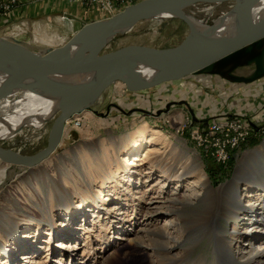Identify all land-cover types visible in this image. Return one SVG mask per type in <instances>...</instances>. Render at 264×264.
Segmentation results:
<instances>
[{
	"label": "rangeland",
	"instance_id": "374dc122",
	"mask_svg": "<svg viewBox=\"0 0 264 264\" xmlns=\"http://www.w3.org/2000/svg\"><path fill=\"white\" fill-rule=\"evenodd\" d=\"M210 5L214 6L211 12L206 9ZM230 5V1L197 3L187 12L211 24ZM93 13L92 8L69 0H22L7 14H0V35L18 38L10 33L13 24L19 23L18 33L34 37L36 42H26L36 50L55 47L80 28L77 18L98 20ZM189 30L180 17L149 18L116 34L104 50L130 43L172 46ZM50 37L60 40L51 44ZM263 78L234 82L219 74L197 73L140 91L127 90L121 82L111 85L95 105L97 111L80 113L82 123L77 127L66 126L62 142L49 158L9 179L0 189V264H216L224 255L220 241L210 232L215 228L226 234L234 230L233 221L228 226V216L240 198L233 186L217 187L230 176L214 183L223 177L218 176V169L208 170L211 166L207 162L214 164L212 158L187 139L188 133L183 135L182 129L178 132L179 121L184 119L182 123L189 128L206 116L260 110L264 106ZM259 101L262 105L257 104ZM135 107L157 113L133 110ZM188 116L192 117L191 124L186 121ZM55 117L41 128L23 126L11 138L0 139V145L25 154L38 151L47 145ZM183 142L204 163L184 149ZM259 149L263 155L264 145ZM8 165L0 160V168ZM261 185L260 189L242 183L244 205L250 199V206L256 201L264 203V181ZM187 192L199 196L188 203L178 200L174 207L161 203L169 195L182 198ZM150 201L163 206L151 230H172L176 219L184 229L183 233L172 230L173 236H183L178 241L167 240L169 259L159 255L151 236L142 230L148 227L144 218ZM250 238L235 245L232 254L238 262H243L240 257L251 248L247 244ZM258 239L264 244V235ZM241 245L245 248L238 251ZM254 246L253 251H257L258 246Z\"/></svg>",
	"mask_w": 264,
	"mask_h": 264
},
{
	"label": "water",
	"instance_id": "95a60500",
	"mask_svg": "<svg viewBox=\"0 0 264 264\" xmlns=\"http://www.w3.org/2000/svg\"><path fill=\"white\" fill-rule=\"evenodd\" d=\"M224 1H230L231 5L221 15L232 16L231 25L225 32L220 31L223 26L216 19L211 24L205 22L203 26L187 20L190 30L176 45L158 47L130 43L104 50V46L116 34L124 33L125 29H131L154 13L174 10L184 12L197 3L217 4ZM260 1L262 0H140L109 18L93 21L79 18L80 28L64 44L39 50L25 40L0 35V70L11 64L20 65L27 71V75L30 74L39 81L53 83L56 91L67 100L52 121L45 147L25 154L11 146L0 145V157L18 166L33 167L39 164L57 149L66 120L76 112L97 111L95 105L117 81L123 82L130 91H140L197 73L219 74L234 82H251L263 77L264 13L259 16L254 13ZM96 42L105 45L99 49L91 48V44ZM250 65L253 67L244 68ZM141 66L151 72L145 73ZM56 74L70 77L86 75L88 79L67 83L55 81L51 76ZM183 102L190 106L187 100ZM123 110L128 112L125 108ZM133 110L157 113L143 107H135ZM193 118L197 119L194 115ZM183 143L184 149L191 150L204 163L192 147ZM263 143L264 141L246 149L234 164L230 178L217 187L224 188L231 181H236L239 189L243 182L252 183V187L259 186L255 180H264V154L258 147ZM211 184L214 186L212 182ZM253 211L256 213L252 206L244 207V212L248 214Z\"/></svg>",
	"mask_w": 264,
	"mask_h": 264
},
{
	"label": "bare ground",
	"instance_id": "6f19581e",
	"mask_svg": "<svg viewBox=\"0 0 264 264\" xmlns=\"http://www.w3.org/2000/svg\"><path fill=\"white\" fill-rule=\"evenodd\" d=\"M213 8L214 6L210 5V7H207L206 9H208L207 11L211 12ZM254 13L257 16L262 15L264 13V0L260 1ZM158 17H165V18L180 17L186 22L188 20L192 22L193 24L195 23L200 26H203V24H205L206 22V20L204 22V19L201 20L195 17L193 14L188 13L187 11L180 12V11L174 10V11H168L164 13H154L152 17H150V19H154ZM77 19L79 21L78 23L81 25L80 19L79 18ZM216 20L221 21L223 27L220 28V31L225 32L226 30L229 29L231 25L232 16L230 14L225 15V16L221 15L218 18H216ZM129 30H130V27L125 29L124 33ZM58 39L59 37H50L48 40L52 41L50 42L52 44L54 41H57ZM109 41L107 42V44L109 43ZM104 45L105 44L96 42L94 44H91V48L99 49L101 48V46H104ZM140 68H142V70L145 73L151 72V70L147 69L144 66H141ZM27 74L28 73L24 69V67L20 65H14V64L6 66L4 69L0 70V139L11 138L14 134H16V132H18L23 126H26V125L35 126L36 128H41L48 120L54 118L56 114L60 111L61 107L64 106L67 102L66 98L63 97L62 94L56 91V87L54 86L53 83L50 84V82L46 80L39 81L38 79L31 76L30 74L29 75ZM51 77L55 81H64L67 83H78V81L80 82V80H82L83 78L88 79L86 75L85 76L84 75H81V76L74 75L73 77L72 76L70 77L64 74H56V75H52ZM117 82H121V81H117ZM121 83L124 84L123 82ZM86 111L87 110L82 111V112H86ZM82 112H76L71 117H69L67 119L68 122L66 120L67 123L65 125V128L68 125L72 127H77L78 125H81L82 120L80 121L81 122L80 124H76L75 122H71L70 119L73 118L74 116L77 117L76 120H78L79 118H82L83 114H80ZM249 112L253 114V111L249 110ZM262 112L263 110L254 111V113H261V114ZM65 128H64V131H65ZM64 131L62 132V136H61L62 139L64 136ZM62 139L60 143L62 142ZM260 141L263 142L264 139ZM249 144L250 142L246 143L245 148H244L245 150L248 149ZM263 145L264 143L258 148H262ZM261 151L263 152V150ZM0 160L6 164H9L7 167L0 168V189L5 187L9 179H13L16 176L18 177L19 174H22L21 173L22 171L33 170L35 167L40 166L44 161L42 160L39 164H36L33 167H27V166H18L14 163L4 161L1 157H0ZM232 161L233 159L230 160V164H232ZM231 171L232 170L228 171L227 169L222 170L221 168H218L217 174L222 173L224 178H228L231 174ZM262 182H258V180H255V183H259L260 187L257 186L254 188L261 189L263 187L261 185ZM247 184H249L250 186H253L252 183H247ZM230 186H233L235 188L234 191L238 193L237 199L239 200L240 198L241 202L239 200L237 204L236 202L233 203L234 207L232 209V213H230V215L228 216L229 225L231 224V221H233L232 223L235 225L234 230L232 232H230L229 234H226L224 232L222 233L217 228L211 230L210 232L213 238L216 237L217 242L220 241L221 252L224 255V258L218 259L216 264H223V263L224 264L225 263L227 264H264V244L258 243V240H259L258 238L264 235V203L255 200L256 202L252 205V207L256 209V213L255 211H253L252 213L248 214L247 212H244V207H251L249 204H251L252 199L249 200L250 203L248 205H244V202H243L244 198L242 196V191L244 188L239 189L236 181H231L225 187L229 188ZM194 196L198 197L199 195H197V192H193V193L187 192L183 195L182 198L172 197L171 195H169L168 199H165V201H162L161 203L162 205H165V206L166 204L172 203L174 207L176 206L174 203H177L178 200L181 202H187V203L192 202ZM161 203L156 202V201H152V202L150 201V205L149 207H147V214H145V218H144V221L147 222L146 224L148 225V227H145L142 230L146 229L147 235L149 234L151 236L149 238L155 242V247H157L158 250L160 251L159 255L163 256L165 259H169L168 256L170 254L165 252L167 249L170 248V246L167 244V240L170 238H173V240L178 241L181 238L182 234L179 233L180 234L179 237L173 236L174 232L172 230H175V232L177 231V232L183 233L184 229L181 226V222L180 221L178 222V219H176L175 222H172V230H168L166 228H159V229L151 230V226L154 222L155 215L158 214L159 209L162 210L163 208V206H161ZM66 208L68 209L69 206L67 205ZM243 238H247V239L250 238L249 243L247 244H249L251 248L247 250L245 255L240 257L241 259H243V262L242 261L238 262L237 257L234 256L232 253L234 252L236 248L235 245L239 244ZM217 242L215 243V250L216 252L218 251L219 253L220 252V250L218 249L219 244ZM254 245L258 246L257 251H253L255 249ZM244 248H245L244 245L243 246L241 245L238 251ZM219 258L221 257L219 256Z\"/></svg>",
	"mask_w": 264,
	"mask_h": 264
},
{
	"label": "built area",
	"instance_id": "2783aa9c",
	"mask_svg": "<svg viewBox=\"0 0 264 264\" xmlns=\"http://www.w3.org/2000/svg\"><path fill=\"white\" fill-rule=\"evenodd\" d=\"M22 0H0V14H7L14 9ZM79 2L83 7L92 8L93 14L98 19L112 16L126 6L135 4L139 0H69ZM261 113H251L249 111L225 112L216 116H206L200 119V123L189 128L182 121H179L178 132L182 129V134L187 132V139L193 141L203 152L204 155L211 157L214 164L222 170H232L233 161L237 160L239 153L245 148L246 143L251 138L264 139V106L260 109ZM155 112L154 110H152ZM203 118V117H202ZM71 118V122L80 124L81 119ZM194 119V118H193ZM207 120V125L202 121ZM186 121L191 124L192 117L188 116ZM182 124V126H181ZM189 130V131H188ZM258 131V132H256ZM256 132V134H255ZM258 133V135H257ZM230 164V160H232ZM219 164V166H218ZM221 166V167H220ZM223 177V174H218Z\"/></svg>",
	"mask_w": 264,
	"mask_h": 264
},
{
	"label": "crops",
	"instance_id": "0c3cea01",
	"mask_svg": "<svg viewBox=\"0 0 264 264\" xmlns=\"http://www.w3.org/2000/svg\"><path fill=\"white\" fill-rule=\"evenodd\" d=\"M22 10V9H21ZM21 10H20V13H22L21 12ZM24 13H25V11H24ZM18 18V17H17ZM19 28H20V24L19 23H15V24H13V26H12V29H14V30H12V33H10V34H12V35H16L18 38H20V39H22V40H28V41H31V42H36L37 40L34 38V37H32L31 35H30V37L29 38H27V36H25L24 34H21V33H18V30H19ZM20 30H22V29H20ZM17 32V33H16ZM264 79V78H263ZM263 81V80H262ZM260 84H261V82H259ZM256 90L257 91H260V89H259V86L257 87L256 86ZM262 91V90H261ZM260 91V92H261ZM261 94H264V90L262 91V93ZM258 105H262V103L259 101L258 103H257ZM244 110H245V108H244Z\"/></svg>",
	"mask_w": 264,
	"mask_h": 264
},
{
	"label": "trees",
	"instance_id": "16d2710c",
	"mask_svg": "<svg viewBox=\"0 0 264 264\" xmlns=\"http://www.w3.org/2000/svg\"><path fill=\"white\" fill-rule=\"evenodd\" d=\"M259 144H261V141H260V139H255V140H252V141H250V144H249V146H254V145H259ZM211 167L209 168L208 167V170L209 171H214L215 169L217 170L218 169V167H216L214 164L213 165H211L209 162H207ZM225 178L223 177V178H221V179H215L214 180V183L217 185V184H219L221 181H223Z\"/></svg>",
	"mask_w": 264,
	"mask_h": 264
},
{
	"label": "flooded vegetation",
	"instance_id": "af4514ba",
	"mask_svg": "<svg viewBox=\"0 0 264 264\" xmlns=\"http://www.w3.org/2000/svg\"><path fill=\"white\" fill-rule=\"evenodd\" d=\"M115 105H117V104L115 103Z\"/></svg>",
	"mask_w": 264,
	"mask_h": 264
}]
</instances>
